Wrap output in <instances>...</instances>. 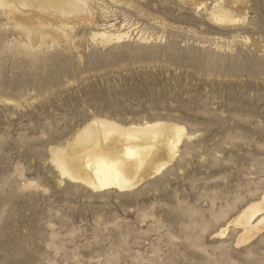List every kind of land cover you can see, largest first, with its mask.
<instances>
[{"label": "rangeland", "instance_id": "374dc122", "mask_svg": "<svg viewBox=\"0 0 264 264\" xmlns=\"http://www.w3.org/2000/svg\"><path fill=\"white\" fill-rule=\"evenodd\" d=\"M83 5L0 0V264H264L236 224L264 195V0ZM95 118L186 135L152 179L93 191L52 148Z\"/></svg>", "mask_w": 264, "mask_h": 264}, {"label": "bare ground", "instance_id": "6f19581e", "mask_svg": "<svg viewBox=\"0 0 264 264\" xmlns=\"http://www.w3.org/2000/svg\"><path fill=\"white\" fill-rule=\"evenodd\" d=\"M25 1L44 9L74 3L83 10L85 0ZM212 1L218 6L223 0ZM71 8L77 10L75 7ZM221 12L215 16L217 20L229 19L227 12ZM103 35L104 43L114 40L113 37ZM123 37L124 34L117 36L118 39ZM184 135L186 128L172 122L123 125L107 118H95L81 128L73 140L67 142V146L52 148V153L63 176L66 175L93 191H126L135 189L167 168L178 156ZM236 224L244 230L239 238L240 242L250 241L264 230V195L240 212Z\"/></svg>", "mask_w": 264, "mask_h": 264}]
</instances>
